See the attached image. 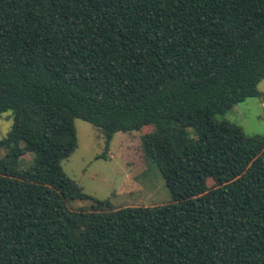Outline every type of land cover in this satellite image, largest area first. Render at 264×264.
<instances>
[{
  "label": "trees",
  "instance_id": "16d2710c",
  "mask_svg": "<svg viewBox=\"0 0 264 264\" xmlns=\"http://www.w3.org/2000/svg\"><path fill=\"white\" fill-rule=\"evenodd\" d=\"M263 79L264 0H0V264H264V136L217 120ZM75 120L96 160L142 132L170 201L85 194Z\"/></svg>",
  "mask_w": 264,
  "mask_h": 264
},
{
  "label": "rangeland",
  "instance_id": "374dc122",
  "mask_svg": "<svg viewBox=\"0 0 264 264\" xmlns=\"http://www.w3.org/2000/svg\"><path fill=\"white\" fill-rule=\"evenodd\" d=\"M259 96L235 105L217 120L227 119L240 126L248 136H264V79L258 84ZM11 113L0 115V139L11 129ZM77 148L61 164L64 173L83 192L112 207H150L166 204L170 194L154 162L142 150V132L117 133L109 146L106 160L95 157L104 151L102 132L75 120ZM0 156L2 152L0 151ZM29 157L24 161L28 162ZM20 168H24L21 164ZM212 182L208 183L211 186ZM89 203H76L86 206Z\"/></svg>",
  "mask_w": 264,
  "mask_h": 264
}]
</instances>
